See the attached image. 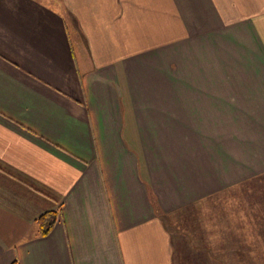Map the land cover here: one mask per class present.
Instances as JSON below:
<instances>
[{
    "label": "crops",
    "instance_id": "obj_1",
    "mask_svg": "<svg viewBox=\"0 0 264 264\" xmlns=\"http://www.w3.org/2000/svg\"><path fill=\"white\" fill-rule=\"evenodd\" d=\"M0 264H264V0H0Z\"/></svg>",
    "mask_w": 264,
    "mask_h": 264
},
{
    "label": "rangeland",
    "instance_id": "obj_2",
    "mask_svg": "<svg viewBox=\"0 0 264 264\" xmlns=\"http://www.w3.org/2000/svg\"><path fill=\"white\" fill-rule=\"evenodd\" d=\"M211 207H210V216H211V220H210V226H211V229L212 230H217L218 229V226H219V224H218V216H219V208H218V203H217V201L215 200V201H211V205H210ZM186 215H188L187 216V218H190L191 216H195V218L199 215L200 216V218L202 217V215H203V210H202V208H200V207H198V209H197V207H195V211H193V207L192 206H190L188 209H184V210H181L180 211V213L178 214V215H176V216H174V219H179L178 217H181L182 219H185L186 218ZM170 218H171V216H170ZM172 219V218H171ZM182 219H180V220H182ZM173 220V219H172ZM200 220H202V218L200 219ZM183 221V220H182ZM181 224V226L184 228V229H186L187 228V223H184V222H182V223H180ZM191 225H193V223H191L190 225H189V227L191 226ZM199 226H200V229H202V226L204 227V223H203V225H202V223H201V221H200V223L198 224ZM169 228H171L170 230H173V228H172V226H170ZM191 228V227H190ZM191 237V236H190ZM190 237L188 238V240L190 239ZM185 239V238H184ZM181 241H184V240H181Z\"/></svg>",
    "mask_w": 264,
    "mask_h": 264
},
{
    "label": "trees",
    "instance_id": "obj_3",
    "mask_svg": "<svg viewBox=\"0 0 264 264\" xmlns=\"http://www.w3.org/2000/svg\"><path fill=\"white\" fill-rule=\"evenodd\" d=\"M56 219V212H46L39 215L35 222L41 235H47Z\"/></svg>",
    "mask_w": 264,
    "mask_h": 264
}]
</instances>
